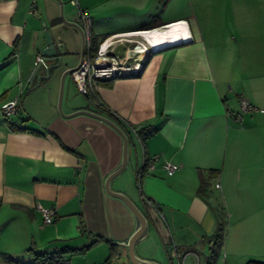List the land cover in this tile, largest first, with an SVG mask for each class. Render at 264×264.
<instances>
[{
    "label": "crops",
    "instance_id": "obj_1",
    "mask_svg": "<svg viewBox=\"0 0 264 264\" xmlns=\"http://www.w3.org/2000/svg\"><path fill=\"white\" fill-rule=\"evenodd\" d=\"M71 1L62 0L68 22L77 12ZM74 1L90 17L94 47L122 37L118 55L136 44L145 49L138 74L95 81L87 97L67 75L61 100L64 115L88 110L127 138L126 164L109 188L146 219L136 257L169 264L170 244L209 251L222 222L215 252L226 264L228 257L264 263V112L239 106L241 96L264 110V0ZM45 31L63 64L48 78L56 61L42 55ZM80 49L56 0H0V106L19 102L15 115H0V264H40L51 255L69 264H131L120 243L138 222L104 189L121 164L123 139L100 120L64 117L57 107L62 72L76 66ZM141 129L153 132L142 137ZM151 156L159 157L155 168L138 177ZM164 161L178 166L172 175ZM211 171L199 195L200 177ZM38 205L55 210L51 224Z\"/></svg>",
    "mask_w": 264,
    "mask_h": 264
},
{
    "label": "built area",
    "instance_id": "obj_2",
    "mask_svg": "<svg viewBox=\"0 0 264 264\" xmlns=\"http://www.w3.org/2000/svg\"><path fill=\"white\" fill-rule=\"evenodd\" d=\"M71 4L77 8L75 22L82 29L84 34V47L86 54L82 64L77 70L71 73L72 79L76 85L78 92L87 97L90 91H92V83L95 81L111 80L113 78L130 76L138 74L145 62V57L139 58V54L145 49L139 48L138 44L126 49L121 55L116 52L119 43H122V37L106 38L101 40L97 45L95 52L92 54V37L90 33L91 20L89 15L81 10L77 2L71 1ZM127 38H124L126 40ZM129 40V39H128ZM43 61L42 56H38L34 61V73L37 71L40 63ZM240 109L244 112H264L252 105L247 99L239 97ZM19 109V102L11 100L3 103L0 106V115L4 117H10L17 113ZM131 131L136 135L135 129ZM139 141V139L137 138ZM159 161L158 156H151L149 158H143L141 166L138 168L137 175L142 177L147 175L155 168V163ZM161 168L167 175H172L178 168L177 165L169 162H162ZM218 187V185H216ZM149 203V202H148ZM150 204V203H149ZM41 216L43 224H51L55 219V210L53 208H42L37 206ZM210 255L207 257L205 264H211L213 262L214 246L210 242L208 245ZM222 264H226L225 256L222 255ZM117 255L112 256L111 261H115ZM169 264H187V261H191L193 264H200L199 255L192 251L179 250L174 244H170L168 250ZM40 264H69L66 257L58 256L51 260H43Z\"/></svg>",
    "mask_w": 264,
    "mask_h": 264
},
{
    "label": "water",
    "instance_id": "obj_3",
    "mask_svg": "<svg viewBox=\"0 0 264 264\" xmlns=\"http://www.w3.org/2000/svg\"><path fill=\"white\" fill-rule=\"evenodd\" d=\"M56 1L60 5L59 14H60L61 20L65 24H68V25L74 27L77 30V32L79 33V36L81 38V49H80L78 63L76 64V66H74L72 68L65 69L61 75L60 89H59V96H58V103H57L58 110H59L60 114L64 117H72V116H75L78 114H84V115L90 116L92 118H95L97 120H100V121L104 122L105 124L109 125L110 127H112L123 139V154H122L121 164L114 172L110 173L107 176L105 183H104V189H105V192L107 194L121 199L126 204L128 209L131 211V213L133 214V216L136 218V220L138 222L137 229L130 236V238L127 240V242L125 244H123V242L120 243V244L124 245L127 249V255H128L129 262L131 264H153V263H150V262H147V261H144V260L137 258L135 253H134L135 244L144 236V234L146 232L147 223H146V219H145L144 215L125 195H123L121 193L113 192L109 188V184H110V181L112 180V178H114L116 175H118L122 171V169L124 168V166L126 164V160H127V138H126V136L124 135V133L121 131V129L113 121L109 120L108 118H106L104 116L95 114V113L90 112L88 110H78L76 112H73L72 114L64 115L60 109L64 79L67 75H70L72 72L77 70L79 68V66L82 64L83 59H84L85 50H84V34H83L82 29L78 26V24L75 21L74 22H68L64 19L63 14H62V2L60 0H56ZM44 35L46 38V47L42 51V55L48 59H52V60L56 61V64H54L51 68H48L46 71L47 72L46 78H48L50 69L60 68L63 64H62V56L61 55H55V46L52 42V39H51L49 32L45 31ZM113 242H115V241H113ZM116 243H118V242H116Z\"/></svg>",
    "mask_w": 264,
    "mask_h": 264
},
{
    "label": "trees",
    "instance_id": "obj_4",
    "mask_svg": "<svg viewBox=\"0 0 264 264\" xmlns=\"http://www.w3.org/2000/svg\"><path fill=\"white\" fill-rule=\"evenodd\" d=\"M94 42L92 41V50L95 52V48L96 47H94V44H93ZM153 131L152 130H149V129H141V130H139L138 131V134L140 135V136H142V137H146V136H148L149 134H151ZM216 174V172L215 171H211L210 172V174H209V176H208V178H203V177H200V180H199V186H198V191H197V193L199 194V195H201L205 190H206V188L208 187V185H209V182H208V180L213 176V175H215ZM222 237H223V224H222V222H220L219 224H218V228H217V231H216V233L210 238V242L213 244V246H214V251H213V254L215 253V248H217V247H220V245H221V242H222ZM55 257H58L57 255H55V256H53V255H51V256H49V257H45V259L44 260H51V259H53V258H55ZM4 259L6 260V261H9V262H12V260L10 259V257H8V256H5L4 255ZM110 259V258H109ZM212 260H213V257H212ZM211 264H213V262H211ZM247 264H264V263H260V262H254V261H248L247 262Z\"/></svg>",
    "mask_w": 264,
    "mask_h": 264
},
{
    "label": "rangeland",
    "instance_id": "obj_5",
    "mask_svg": "<svg viewBox=\"0 0 264 264\" xmlns=\"http://www.w3.org/2000/svg\"><path fill=\"white\" fill-rule=\"evenodd\" d=\"M61 2H62V0H60ZM205 2H209L210 1V3H211V1L212 0H204ZM185 2H186V0H185ZM221 2H222V0H221ZM67 4V6H69V4L68 3H66ZM205 4V3H204ZM63 6H64V4H63V2H62V11H63ZM220 6V5H219ZM59 7H60V5H59ZM202 8H200V11H203V10H201ZM231 35V34H230ZM233 36H231L232 38H234V37H236V36H234V34H232ZM231 39V38H230ZM256 46V45H255ZM254 55H255V53H254ZM225 58H227V56L225 57ZM250 61H252V62H254V58H253V56L250 58ZM255 63V62H254ZM74 94H76V96H77V98H82V96L78 93V92H76V90L74 91ZM60 109H61V111H62V102H61V107H60ZM225 226L227 227V223L225 222ZM226 227H225V231H226ZM216 249H218V247L216 248ZM195 253H197L198 255H199V258H200V264H205V262L207 261L206 259H207V257H209V255H210V252L206 249V248H202V249H198V251L197 252H195ZM223 252H218V250H216V252L213 254V264H222V258H223ZM232 261H230V259H229V257L227 258V264H247V261L246 262H244V263H241V262H232ZM187 264H193V263H191V261L189 260V261H187Z\"/></svg>",
    "mask_w": 264,
    "mask_h": 264
},
{
    "label": "bare ground",
    "instance_id": "obj_6",
    "mask_svg": "<svg viewBox=\"0 0 264 264\" xmlns=\"http://www.w3.org/2000/svg\"><path fill=\"white\" fill-rule=\"evenodd\" d=\"M143 56H141V58H142Z\"/></svg>",
    "mask_w": 264,
    "mask_h": 264
}]
</instances>
